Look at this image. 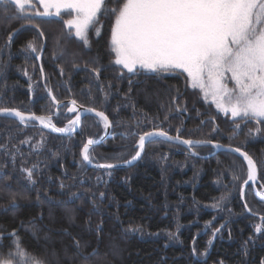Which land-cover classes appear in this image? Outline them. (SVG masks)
I'll list each match as a JSON object with an SVG mask.
<instances>
[{
    "label": "trees",
    "instance_id": "obj_1",
    "mask_svg": "<svg viewBox=\"0 0 264 264\" xmlns=\"http://www.w3.org/2000/svg\"><path fill=\"white\" fill-rule=\"evenodd\" d=\"M3 11L0 108L51 116L55 106L46 86L55 99L76 100L109 118L111 135L90 150L95 163L130 159L138 136L159 129L240 148L254 160L258 187L264 188V124L248 119L232 135L230 121L211 120L208 106L190 98L182 78L119 72L110 58L108 17L102 23L99 18L100 34L90 31L88 45L65 35L76 45L69 48L59 27L13 24ZM42 37L43 78L36 62ZM29 41L37 52L30 53ZM185 97L188 102L180 103ZM68 107L58 108L56 127L73 117ZM103 130L93 116L84 117L72 135L0 117V259L15 251L19 239L45 264H264V228L256 232L264 201L251 186L241 196L247 177L239 157L158 137L133 166L96 170L84 163L81 149Z\"/></svg>",
    "mask_w": 264,
    "mask_h": 264
},
{
    "label": "snow or ice",
    "instance_id": "obj_2",
    "mask_svg": "<svg viewBox=\"0 0 264 264\" xmlns=\"http://www.w3.org/2000/svg\"><path fill=\"white\" fill-rule=\"evenodd\" d=\"M10 3L17 10V18L29 23L32 16L60 17L62 12L69 13L71 18L64 23L85 45L89 43L90 31L100 34L96 27L100 16H113L110 44L116 65L132 74L179 71L186 74L193 89H200L205 100L210 97L219 110L231 113L234 123L237 118L264 123V0H118L115 7H109L110 0H38L43 11L37 8L34 0H10ZM27 48L37 51L33 41L27 43ZM93 71L99 75L98 69ZM229 81L232 87L228 86ZM71 105L68 111L76 112L77 101L72 100ZM85 111L95 112L103 120L105 128L110 127L104 112L94 108ZM5 113L18 117L21 122L39 120L56 132L71 131L80 123V116H77L69 121L68 127L57 128L51 117H26L19 110L0 108V114ZM239 127L236 123V128ZM255 131L258 133L260 129ZM156 135L169 140L181 139L179 136L169 137L162 130L146 132L139 137L135 155L125 163L139 159L146 140ZM96 143L89 138L83 146L84 161L91 163L90 149ZM181 143L191 148L202 142L185 139ZM234 151L247 161L244 184L255 181L257 167L252 157L241 152L240 148ZM98 167L112 169L115 165L108 163ZM26 171L31 180L32 171ZM260 197L264 200V193ZM260 219L261 225L256 226L258 233L264 228V216ZM11 235L16 234L13 232ZM14 244L15 251H10L8 258L0 259V264H45L30 255L19 239Z\"/></svg>",
    "mask_w": 264,
    "mask_h": 264
},
{
    "label": "rangeland",
    "instance_id": "obj_3",
    "mask_svg": "<svg viewBox=\"0 0 264 264\" xmlns=\"http://www.w3.org/2000/svg\"><path fill=\"white\" fill-rule=\"evenodd\" d=\"M34 2L36 3L37 8L40 11H43V9L39 6L38 0H34ZM0 4L3 5V7H4L3 10H6L8 8V10L6 12H4L3 10H0V11H3L4 14L7 15V17L11 20V23H13V24L14 23H19V24L29 23L28 20L17 18V10H16L15 6L10 3V0H0ZM116 5H117V1H113L112 2V0H111V4L109 5V7H115ZM107 17L110 20L109 31H108V45H109L108 48H109V52H110L111 61L113 62V64H115L114 63V61H115V53L111 50V44H110L111 26L114 23V17L113 16H109L108 14H105V15H102L100 18L102 19L101 20V23H102V21L105 18H107ZM46 18L47 19L48 18L57 19V20L61 19L62 21L61 22H57V23H53V22L47 21ZM70 18H71V15L69 13L62 12V14H61L60 17H56V16H51V17L32 16L31 17V23L32 24H35L36 26H38L40 29H43V30L44 29L45 30H49V29L54 28L56 26L59 27V29H61L60 31H61V41H62V45L66 44L69 48L70 47L74 48V47H76V45L74 43L71 44L66 39V36L73 35L77 40H80V39L75 36L74 30L68 29V27L64 23V21H66L67 19H70ZM41 21H43V22H41ZM94 31L95 30H93V32ZM89 35H92V34H89ZM62 45L59 43V46L58 47H61ZM84 47H86V46H84ZM78 48L81 49V50H83L82 49V46H80ZM29 51H30V49H29ZM37 51H38V47H37ZM61 51H62V49H61ZM30 53H31V51H30ZM80 54H81V51H80ZM116 67L118 68V71L121 72V73L126 72V74H132V73H128L127 70L124 69L121 65H116ZM139 73L144 74V75H147V73H145L143 71H140ZM155 75H157V77H162L164 75H176V76L182 78V81L184 83V86H186V88L191 93L190 98H197L198 97V98H200V100L203 101V104L205 103L206 106H208V108H209L208 115L210 114L209 116L211 117L210 118L211 120L216 121V120H222L223 118H226V119H228V121H230L229 124L231 123L230 130H231V134L232 135H236L239 132V128H236V123H239V125L241 126V124L246 121V120L237 118L236 121H235V123H234L233 117L231 116V113L225 114L223 111L219 110L216 107V105L211 101V98L210 97L207 100H205V98L203 96V93L200 91V89H193L191 87L190 82L186 78V74H183V73H181L179 71H176V72H172V73H160V74H155ZM134 78H135V76H134ZM228 86L229 87H232L233 86L232 82L229 81L228 82ZM183 102L187 103L188 102V99H186V97L183 98L180 103H183ZM194 104H196V101H195ZM195 108L196 109H199L200 107L195 106ZM253 121H255V120H253ZM99 122L101 123V125L103 127V122L101 120H99ZM222 122H223V120H222ZM62 127H68V125H63ZM263 128H264V126H263ZM140 135H142V134H140ZM243 170H244V179H245L247 177V169H246V167H243ZM1 237H2V234L0 232V238ZM50 263L52 264L51 260L49 259V264Z\"/></svg>",
    "mask_w": 264,
    "mask_h": 264
},
{
    "label": "water",
    "instance_id": "obj_4",
    "mask_svg": "<svg viewBox=\"0 0 264 264\" xmlns=\"http://www.w3.org/2000/svg\"><path fill=\"white\" fill-rule=\"evenodd\" d=\"M42 38H43V37H42ZM43 48H44V39H43V45H42V48H41V52L39 53L38 56H36V60H37L38 67H39V70H40V72H41L42 78H43V71H42V66H41V56H42ZM45 91H46V94L48 95L49 99H50V100L52 101V103L55 105V114H54L53 116H49V117H51V119L54 118V117H56V115H57V109H58L61 105L67 103V104H69V107L72 106L70 100H67V101H60V102L57 101L56 99L53 100V95H52L51 90H49L48 88H45ZM69 107H68V108H69ZM76 107H77V111H76V112H69L68 109H67V111H68L69 113H75V116L73 117L72 120H74L77 116H80V123L77 124V125L75 126L74 129H72L71 131H68V132H56V131H54L51 127H46L44 124H41V122H40L39 120H36V119H26L25 121H26V122H33L38 128H40V129H42V130H44V131H47V132L53 133V134H58V135H71V134H73L75 131H77V130L80 128L81 120H82V118L85 117V116H95V117L99 118L100 120H102L100 117L96 116L95 112H88V111H85V109H88V108H90V107H85V106H82V105H79V104H77ZM16 110H17V109H16ZM95 110H96V111H99V110H97V109H95ZM19 111H20V110H19ZM100 112H101V111H100ZM23 113H24V112H23ZM24 114H25L26 117H28V116H30V115H34V116H43V115H36V114H33V113H24ZM0 117H10V118H14V119L20 121V119H19L18 117H15L14 115L7 114V113H5V114H0ZM45 117H47V116H45ZM102 121H103V120H102ZM110 130H111V124H110V127L105 128L104 133L99 137V139L95 140V141H97V143H96L95 145H93L92 147L97 146V145H99L100 143H102V142H103V141L109 136V134H110ZM157 131H160V130H153V131H150V132H157ZM142 135H143V134H142ZM140 136H141V135L138 136V139H137V142H136V145H135L136 147H137V145H138V140H139V137H140ZM168 136L174 138V137H177L178 135H174V136H173V135H169V134H168ZM155 137H161V138H163L166 142L173 143V144H176V145H180V146H183V147H185V148L190 149V147H189L188 145H185V144L181 143V140H185V139H183V138H181V137H180V138H181L180 140H176V139H171V140H169V139H167L166 137L156 135V136H152V137L148 138V139L146 140L145 144H146L149 140H151V139H153V138H155ZM87 141H88V140H87ZM87 141L85 142V144L87 143ZM192 141H194V142H196V141H200V142H202V143L195 144L194 146H210V147L213 149V153H212V154H216V153H218V152H227V153H230V154H232V155H235V156L239 157V158L243 161V163L245 164L246 168L248 169L247 161L244 159V157H243L239 152L234 151V149H236V147L222 145V144H220V143L213 142V141H210L211 143H203V142H205L204 140H192ZM85 144H84V145H85ZM217 144L220 145V147H214V145H217ZM92 147H91V148H92ZM82 149H83V147H82ZM143 152H144V151H143ZM241 152H244V151L241 150ZM142 154H143V153H142ZM142 154H141V156H142ZM81 158H82V160H83V157H82V150H81ZM140 158H141V157H140ZM140 158L137 159V160H135V161H132V163H130V164H129V163H125V161L117 162V163H110V164L115 165V167L112 168V169L128 168V167H130V166H133L136 162H138V161L140 160ZM128 160H131V158L128 159ZM83 161H84V160H83ZM84 163H85L89 168H93V169H96V170H107V169H105V168L98 167V165H101V164H108V163H92V162L89 163V162H86V161H84ZM257 177H258V173H257ZM257 177H256L255 181H248V184L251 185V187L253 188V192H254L255 196L257 197V199H259L260 201H264V200H261L260 194L258 193L257 188H256ZM248 184H247V185H248ZM247 185L244 184V185H243V188L246 187ZM241 196H242V195H241Z\"/></svg>",
    "mask_w": 264,
    "mask_h": 264
},
{
    "label": "flooded vegetation",
    "instance_id": "obj_5",
    "mask_svg": "<svg viewBox=\"0 0 264 264\" xmlns=\"http://www.w3.org/2000/svg\"><path fill=\"white\" fill-rule=\"evenodd\" d=\"M35 53V52H34Z\"/></svg>",
    "mask_w": 264,
    "mask_h": 264
}]
</instances>
